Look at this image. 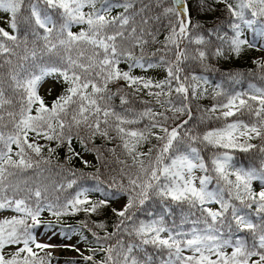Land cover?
Masks as SVG:
<instances>
[{"label":"snow or ice","instance_id":"snow-or-ice-1","mask_svg":"<svg viewBox=\"0 0 264 264\" xmlns=\"http://www.w3.org/2000/svg\"><path fill=\"white\" fill-rule=\"evenodd\" d=\"M135 3L136 0H0V13L7 14V19L0 16V22L6 24L0 27V54L14 55L16 49L23 46L22 60H39V64L28 66L20 63L16 66L19 71L13 70L10 74L15 89L22 90L21 107L19 120L15 119V113L8 112L15 132L8 136L0 133L3 144L0 149V210L12 209L23 216L0 221V264H51L50 251L45 256H39L37 251L55 247L37 239V228L53 227L51 221L42 222L41 213L47 210L57 218L69 214V210L71 214L97 213L117 196L126 197V203L120 209H112L118 218L116 230L96 239L99 243L119 238L106 248L101 245L99 249H90L92 255L80 253L91 264H264V162L258 168L236 167L230 154L234 150L249 152L257 147L250 143L251 140L264 139V88L250 86L251 93L232 94L225 103L204 109L201 123L205 119H216L223 120L224 124L201 134L195 131V125L190 126L193 121L190 100L207 92V88L200 90V82L207 83V80L188 67L189 60L203 64L209 56L227 57L229 53L239 56L245 48L257 47L245 38L244 28H252L254 36L264 39V0H235V3L213 0L214 4L224 6L228 16L224 24L207 29L193 20L189 0H170L167 5L157 0L162 7L161 15L167 18L164 49L172 53L173 59L160 57L166 77L155 82L131 74L134 67L155 66L134 54L135 48L142 51L149 43L144 38L146 35L153 41L156 39L152 31L142 27L149 23L147 18H141L137 24ZM85 8L91 11L85 12ZM200 8L214 11L207 0H199L197 10ZM115 9L123 11L112 15ZM160 18L155 17L156 20ZM73 25L86 27L73 32ZM193 44L203 47L190 50ZM73 51L75 57L71 54ZM122 61H131L129 71L120 69ZM5 63L12 61L7 59ZM258 63L264 68V62ZM46 78H51L55 85H66L51 107L38 94ZM121 80L133 88L134 94L157 89L149 91L148 95L165 110L156 112L147 107L131 118L117 112L109 103L115 95L109 85ZM173 92L175 101L171 98ZM215 95L223 93L216 91ZM161 96L169 99L162 101ZM119 99L121 105L129 103L127 94L120 95ZM11 103L4 99V91L0 88V108ZM165 104L169 107L165 108ZM34 106L36 114L32 115ZM245 110L254 118L252 122L230 120ZM168 111L173 113L172 117L166 115ZM177 114L187 115V119L174 127L167 126L169 119L179 118ZM144 119L149 123L143 129L126 127ZM0 121H3L2 115ZM81 128L87 129V137H79ZM156 129L159 131H154ZM111 132L115 135H110ZM29 133L35 134L31 142ZM74 134L85 151L97 152L98 159L101 150L89 147L94 138L118 139L117 147L131 158L138 172L134 177L128 176L127 185L123 182L116 185L113 178L108 188L115 187V191L100 187L104 181L98 174L93 175L92 178L99 182L94 190L104 196L96 201L88 198L87 189L77 191L63 205L42 203L39 188L27 190L29 199L35 197L34 206L25 198H16L20 189L5 183V173L14 175L9 169L27 170L50 163V159L42 158L46 146L39 144L36 138L55 141L56 148L67 146L71 161L80 155L72 148ZM150 138H155L159 144L147 152L139 151ZM198 144L224 151L214 153L208 163ZM13 145L18 149L16 158H13ZM56 148L48 147L49 156ZM108 151L115 156V147ZM259 151L264 153V147ZM33 154L41 159H35ZM144 157L148 158L147 165ZM67 171L76 176L73 169ZM196 171L203 175L196 176ZM121 173L124 174L123 169ZM254 182H258L255 187ZM75 184V179L69 180L67 187ZM10 188L12 196L7 194ZM150 201L158 203L159 208H145ZM139 212L152 218L141 220L137 216ZM177 213L179 224L175 220ZM169 217L173 218L172 227L166 223ZM185 223L193 226L184 230ZM82 226L87 227V222ZM97 226L104 227L103 224ZM124 236L131 239L126 241ZM10 246L18 247L14 252H6ZM70 247L80 252L75 245ZM96 251L105 252V258L94 260Z\"/></svg>","mask_w":264,"mask_h":264},{"label":"trees","instance_id":"trees-1","mask_svg":"<svg viewBox=\"0 0 264 264\" xmlns=\"http://www.w3.org/2000/svg\"><path fill=\"white\" fill-rule=\"evenodd\" d=\"M231 2L235 3V0H231ZM170 3V0H162L163 5H167ZM190 7L192 9V17L193 20L200 25H202L205 29L210 28L212 26H220L226 22L227 12L224 9L222 4H214L213 0H207V3L210 4L214 11H205L203 8L198 9L199 0H189ZM99 7V4H97ZM141 9H143L141 11ZM85 12L91 11L89 8L84 9ZM123 11V9H115L112 12V15H117L119 12ZM134 11L138 12L136 16L137 24L140 23L141 18H147L149 23L147 25H142V27H146L149 31H152L156 37L155 41L152 40L151 36H145L144 38L149 40V43L143 47V50L139 47L134 49V54L136 57H143L144 61H149L154 65L159 66L161 69L165 70V65L160 63V57L164 56L165 59L171 60L173 59L172 53L167 52L164 49L165 38L168 35L167 28V18L161 15L162 7L158 6L157 0H136ZM0 16H6L7 14L0 13ZM160 16V20H156L155 17ZM6 27V25L4 26ZM86 27V25H73L72 31L78 32L81 28ZM250 32L247 36L248 40L256 43L260 41L264 44V39H261L259 36H254L253 29L249 28ZM217 43H219L217 41ZM190 50L196 47H203L197 45H190ZM29 48H31V44H29ZM253 49H256L253 48ZM251 50L246 53L247 57H250L249 54L255 52V50ZM244 52H247L246 49L239 55H233L229 53L227 57H214L209 56L208 60H206L203 64H200L197 61H188V67L192 72H195L197 75L204 77L207 80L206 87L207 92L202 96L196 99L190 100V106L192 108L193 121L190 122V126L195 125V131L199 133H203L210 128L222 127L224 124L223 120H208L205 119L203 123L200 122V117L203 114L204 109L211 108L214 104L225 103L227 97L235 94V93H251L253 91L252 87L255 88H264V68L259 66L258 62H264V58L259 59L258 61L251 63L250 58L248 60L243 58ZM23 46L21 48L16 49L14 55L9 54H0V88L4 91V99L11 100V104H4L3 108H0V115L3 116V121H0V133H3L5 136L12 134L15 132L14 122L11 117L8 116V112H13L16 114L15 119L19 120V112L21 107V93L22 90H17L14 87V82L10 79V74L13 70L19 71L16 67L18 64L23 63L25 66H28L32 63L39 64V60L32 61L31 58L27 61L21 59L24 55ZM75 57V51L71 53ZM10 59L12 61L11 64H6L5 60ZM47 60V57H45ZM129 63L131 61H122L119 65L122 71H129ZM38 71V69H35ZM131 74L135 77H143L144 79H149L152 81H163L166 76L155 78L151 75H148L144 72H136L134 68L131 69ZM23 76L24 74L21 73ZM217 85L220 86L217 89ZM111 92L114 93L112 100L109 102L110 106L115 108V110L122 115H128L130 118L145 108L150 107L156 112L164 111L159 104L155 102V99L148 95L149 91H158L157 89L151 90H142L138 93H133V88L127 86L125 81H116L110 83L109 85ZM204 88L200 89L203 91ZM119 90V91H118ZM89 91L91 89L89 88ZM167 91V89H165ZM216 91H221L223 95H215ZM127 94L129 103L127 105H121L120 103V95ZM174 101L176 100V94L173 92L172 97ZM247 97H245L246 99ZM160 99L162 101H166L169 99L167 96H161ZM55 99L49 100L45 102L48 107H51L52 103ZM141 101H151L150 103H142ZM255 103V102H250ZM169 107V105L165 104V108ZM131 108L133 111L130 113H125L124 109ZM35 106L33 107L32 115H35ZM166 115L169 117L173 116L171 111L166 112ZM178 119H169L167 121V126L174 127L176 124L181 123L184 119H187V115H179ZM241 119L245 122H252L254 119L249 115V113L245 110L243 112L237 113L236 116L231 117L230 120ZM149 121L144 119L139 124L127 125L126 127L133 129H143ZM74 129V133H75ZM154 131H159L158 129ZM29 135H35L34 133H29ZM110 135H115L114 132H111ZM88 131L85 128H81L79 130V137H87ZM78 136L74 134L72 141V148L77 153L89 152L92 156L93 160L90 165H81L79 156H74L71 161H69L68 157L70 155L67 146L61 145L59 148H56L55 141H47L43 140L44 151L42 152L43 159H50L49 164L41 163L39 168L33 167L32 169L27 170H17V169H9V171L14 172V175H8L5 181L6 184H10L13 187H18L20 191L16 194V198H25L27 203L30 206H34L35 197L32 196L30 199L28 198V189L35 190L39 188L42 192V203H52L54 205H63L67 199H71L75 193L81 189L88 190V198L92 201H96L99 199H103V193L95 191V187L99 184L98 181L94 180L92 177L95 174L100 176V180L104 181L103 184H99L100 187L109 190L115 191V187L109 189L108 183L112 182L113 178H115V184L118 185L121 182L127 185L128 176L132 175L133 177L138 172L137 167H133L132 160L129 158L124 150L117 145L120 144V141L117 140H106L99 136L95 137L93 142L89 144L90 148H99L102 152L100 158H97V152L95 151H85L84 146L80 143V139ZM251 143L256 145L257 147L252 149L249 152H240L238 150L231 151L230 154L234 157L232 163L236 167H259L262 162H264V153H261L259 149L264 147V139L256 138L251 140ZM159 142L155 140V138H150L149 142L143 143L139 147V151L147 152L149 148H152L153 145H158ZM201 149V155L204 156L205 161L210 163V158L214 153L222 152L223 149H216L210 146L205 145H196ZM48 147L56 148V151L49 156ZM116 148V154L113 156L108 149ZM3 148V144L0 143V149ZM18 151L15 145H13V158L15 157V152ZM155 155V151L153 152V156ZM34 157V154H33ZM35 159H41V157H34ZM145 164L147 165L148 158L144 157ZM119 161H126V163H120ZM73 169L76 172V176L73 177L69 174L67 169ZM97 169H99V173H97ZM121 169L124 170V174L121 173ZM75 179L76 184L73 185L72 188L67 187V183L69 180ZM234 179V177H233ZM63 185V187H61ZM256 184H254V187ZM258 190V189H257ZM9 196L13 195V191L10 188L8 193ZM125 203H126V197ZM115 198L112 199L111 203L108 207L100 210L97 213H85L83 211L76 212L75 214H71V210H69V214L62 215L57 218L54 217L50 212L45 210L41 213V220L44 221L45 217H54L55 223L62 227L63 229H70L74 232L79 239H82L84 243V248L86 251V255H92L93 253L90 249H99L101 245L103 247H108L110 244H114L116 239L119 237H113L107 241L101 240L99 243L97 242L96 237H104L107 233L114 232L115 224L117 223V217L112 212L113 208L119 209L116 207L113 202ZM159 204L155 201H150L145 205V208H159ZM186 208V205L184 206ZM215 207V206H213ZM4 210H12V209H4ZM1 211V210H0ZM14 211V210H13ZM23 216V213H17L12 217L20 218ZM137 216L141 220H148L152 217H148L146 213L139 212ZM12 217H6L5 219H11ZM4 219V220H5ZM172 217L166 219V223L169 227H172ZM192 219H195L193 217ZM176 223H180L179 213L175 217ZM87 222V227H83L82 225ZM103 224L104 227L100 228L97 225ZM193 225L191 223H185L183 225L184 230H188ZM7 227V226H5ZM197 227H202V225H197ZM95 233L96 235H93ZM126 241L130 240V237H123ZM18 247V246H17ZM16 249V248H15ZM13 249L10 252H14ZM38 251L39 256H45V253L48 251ZM229 252L231 249L228 250ZM188 254V253H186ZM106 253L103 251H96L94 255V260L101 261L105 258ZM56 257L51 253L50 260L55 259ZM80 264H91L89 261H85L84 259Z\"/></svg>","mask_w":264,"mask_h":264},{"label":"rangeland","instance_id":"rangeland-1","mask_svg":"<svg viewBox=\"0 0 264 264\" xmlns=\"http://www.w3.org/2000/svg\"><path fill=\"white\" fill-rule=\"evenodd\" d=\"M4 19H7L6 16H3ZM6 24L3 22H0V27H4ZM250 32L249 28H244V36L247 38L248 34ZM248 39V38H247ZM250 41V40H249ZM252 42V41H251ZM256 49L253 48H245L247 52H244L242 55L244 59L248 60L250 58L251 63H254L258 61L261 58H264V44L260 41L256 42ZM255 50V52L250 53L247 57L246 53L250 52L251 50ZM134 71L136 72H144L148 75H151L155 78L166 76V70L161 69L159 66L155 65L152 68L147 67H134ZM64 87L66 85H55V83L51 80V78H46L44 83H42L38 88V94L43 98L44 102H48L49 100L56 99L57 96L62 94ZM206 84H204V81L202 80L200 82V89L205 88ZM49 89H52L51 93L49 92ZM34 135H29V142L32 141V138ZM37 142L43 146L44 142L41 138H36ZM251 143V141H250ZM79 160L81 165H90L92 163V156L89 152L80 153ZM84 161H87L88 163L85 164ZM196 176L203 175L202 172L196 171ZM258 182H254V184H257ZM125 197L118 196L116 197L114 201V205L118 207L119 209L123 207L125 204ZM17 212L13 210H1L0 211V221H3L6 217H12L16 215ZM51 221L53 224V227L51 229H48L47 227L41 226L40 228H37L35 230V234L37 235V239L42 243H47L54 245L55 247H52L50 249L46 250H52L54 255L56 252H58V256L55 259L51 260V264H80L82 260L79 258L80 253H84V243L81 239L77 237V235L72 232L70 229H63L62 227L58 226L54 221V217H45V220L42 221L44 224H47V222ZM71 245H75L77 248L80 249V252L75 251ZM17 246H10L5 249L6 252H10L13 249H15ZM229 250V249H228Z\"/></svg>","mask_w":264,"mask_h":264}]
</instances>
